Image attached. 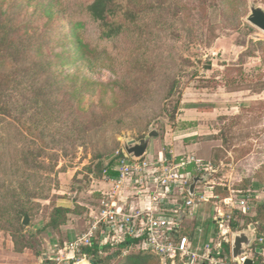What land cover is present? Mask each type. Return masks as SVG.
I'll list each match as a JSON object with an SVG mask.
<instances>
[{
  "label": "rangeland",
  "instance_id": "obj_1",
  "mask_svg": "<svg viewBox=\"0 0 264 264\" xmlns=\"http://www.w3.org/2000/svg\"><path fill=\"white\" fill-rule=\"evenodd\" d=\"M90 1L18 0L28 14L56 10L54 62L13 84L11 126L0 128V264H165L141 244L119 249L100 234L96 254L62 260L71 255L66 245L88 233L101 193L111 191L95 186L110 181L124 142L152 131L144 162L151 167L159 151L168 153L167 136L180 156L202 160L205 170L189 184L200 178L197 192L217 197L179 226L190 250L202 256L211 239L222 244L223 264H236L231 243L245 232L253 237L245 257L264 264V32L247 21L264 0H114L108 23L122 28L111 37L79 14L76 5ZM41 16L31 26L42 25ZM72 20L86 23L87 53L68 40ZM8 68L0 64V72ZM177 192L164 209L179 207ZM60 208L68 211L58 218Z\"/></svg>",
  "mask_w": 264,
  "mask_h": 264
},
{
  "label": "built area",
  "instance_id": "obj_2",
  "mask_svg": "<svg viewBox=\"0 0 264 264\" xmlns=\"http://www.w3.org/2000/svg\"><path fill=\"white\" fill-rule=\"evenodd\" d=\"M116 172L120 179H130L135 188L143 189L146 176L150 173L154 186L162 190L160 203L163 204L168 196L176 194L186 196L182 207L176 210H162L160 212H138L134 215L125 214L117 209L111 201L110 196H106L100 202V207L94 215L87 234L70 242L66 248L71 255L62 260L72 262L75 260L74 254L82 252L83 248L92 245L93 241L100 234L102 241L123 242L125 239H136L140 244L154 256L158 257L165 264H194L196 260H205L208 264H223L222 244L216 246L206 244L203 255H199L190 250V241L183 234H179V210H189L197 203L205 201V193L193 192L190 194L189 180L192 172L187 171L188 166H192L193 172L205 170L202 161L194 156L186 158L163 156L151 167L143 159L137 160L130 157L124 150L117 153ZM112 179V178H111ZM232 199H225L226 205ZM244 205V201L239 202ZM241 210V207H236ZM171 213V214H170ZM102 241H100L102 243ZM62 254V251H59ZM231 255V247H230ZM232 258V256H231ZM246 257L236 264H244ZM233 262V259L231 260Z\"/></svg>",
  "mask_w": 264,
  "mask_h": 264
},
{
  "label": "trees",
  "instance_id": "obj_3",
  "mask_svg": "<svg viewBox=\"0 0 264 264\" xmlns=\"http://www.w3.org/2000/svg\"><path fill=\"white\" fill-rule=\"evenodd\" d=\"M31 0H28L30 2ZM4 4H9L8 8L3 9ZM79 14L87 15L90 20L96 23L99 29H102L105 37L118 35L122 26L111 29L108 23L109 18L116 15L114 0H91L89 3L76 5ZM23 9L19 12L17 9ZM25 3H19L18 0H0V64L9 67L6 71L0 72V128L2 125L11 126L6 118H10L13 111V84L19 78L31 77L30 72L43 71L53 65L54 57L51 53V40L49 36V28L53 25V17L55 15L51 6L48 8L34 7L32 13H27ZM37 14H42L45 22L41 25L31 26L33 18ZM21 15L22 20H17V16ZM46 19H45V18ZM69 37L77 51L88 52L90 45L84 43L81 39V31L86 27L83 21H69ZM109 30V34L105 31ZM63 42L57 43L61 46ZM83 54V53H82ZM56 57V55H55ZM57 58V57H56ZM2 142L4 139H1ZM111 167V165L109 166ZM110 178H117L118 174L112 170L107 171ZM1 174V173H0ZM68 210L60 208L55 211L58 218L61 213ZM56 221L51 224L55 226ZM93 241L92 245L82 249L84 255H94L101 248ZM140 244L139 240L127 238L121 242L119 249H128L132 246ZM105 248V247H104ZM227 251L228 247L225 246Z\"/></svg>",
  "mask_w": 264,
  "mask_h": 264
},
{
  "label": "crops",
  "instance_id": "obj_4",
  "mask_svg": "<svg viewBox=\"0 0 264 264\" xmlns=\"http://www.w3.org/2000/svg\"><path fill=\"white\" fill-rule=\"evenodd\" d=\"M163 143L165 145V148L170 146V145H173V146H171V149L168 150L169 154L165 153L163 151H159L158 157L156 158V161H158V159L160 157H163V156L172 155L174 157H177L178 159L186 158V157L190 156V155L180 156L181 153H177V146H175L176 144L174 145L172 143H169L167 136L164 138ZM165 148H163V149H165ZM147 152H148V148H147ZM147 152H146V156L148 155ZM147 157H150V156H147ZM192 168L193 167L190 165L187 167L186 170L190 171L192 173H195L192 171ZM150 173L151 172H149V174L146 176V181H145V185H144L143 189L135 188L133 182L128 178H123V179L119 180V176H118L117 178H113L112 180L110 179L109 182L97 181V184L95 186V191L101 192L103 189H106V190L111 189L110 192H106V193H108V195L111 197L112 204L117 209L122 210L123 213H125V214L134 215L138 212H157L158 213L162 210H167V209H164V207L160 203V197L159 196L163 192H162V190H160L159 188L154 186V182L152 180V177L150 176ZM130 186H131V188H130ZM114 188L116 190H114ZM196 189H197V185H195V187H194V192H197ZM150 191H153V192H150ZM204 193H205L204 195L206 197V200L201 201V202L210 203L211 200H214L217 198L214 195V192H204ZM101 194L103 195L102 197L107 196L105 194V192H103ZM185 197L186 196L184 195V196H181L180 200H175L174 203L178 204V201H180V205L178 208H175V209L170 208V210H176V209H179L180 207H182V204H183ZM225 199H228V198H225ZM229 199H231V198H229ZM224 200H222L223 203H224ZM201 202H199V203H201ZM171 203L172 202H169L170 205H171ZM197 206H198V203L195 206H193L192 208H190L189 210H179V212L183 211L185 213L183 220L185 218L188 219V217L192 215L193 211L196 210ZM236 207H239V206H236ZM238 211H241V210H238ZM182 221L178 222L179 226L182 224ZM211 241L212 240L210 239V241L207 244L212 243Z\"/></svg>",
  "mask_w": 264,
  "mask_h": 264
},
{
  "label": "water",
  "instance_id": "obj_5",
  "mask_svg": "<svg viewBox=\"0 0 264 264\" xmlns=\"http://www.w3.org/2000/svg\"><path fill=\"white\" fill-rule=\"evenodd\" d=\"M247 21L253 26L257 27L264 32V10L261 7L251 6L250 14L247 17ZM157 132L152 131L146 137L140 139L139 141L130 140L125 141L123 146L125 152L133 159L140 160L144 158L147 152V148L150 143L151 138L157 137ZM201 180L195 178L193 184L189 188L190 194L194 192V187L196 183ZM185 213L183 211L179 212L178 222H181L184 218ZM28 223V217L24 216L22 224L26 225ZM253 242V237H248L245 232L237 233L234 235L231 243V256L234 263H238L242 258L246 256V248L250 247ZM253 260L245 258L244 264H253Z\"/></svg>",
  "mask_w": 264,
  "mask_h": 264
}]
</instances>
